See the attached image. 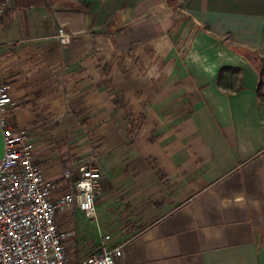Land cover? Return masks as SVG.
<instances>
[{
	"label": "crops",
	"instance_id": "0c3cea01",
	"mask_svg": "<svg viewBox=\"0 0 264 264\" xmlns=\"http://www.w3.org/2000/svg\"><path fill=\"white\" fill-rule=\"evenodd\" d=\"M0 84L48 180L101 173L72 262L264 264V0H13Z\"/></svg>",
	"mask_w": 264,
	"mask_h": 264
},
{
	"label": "built area",
	"instance_id": "2783aa9c",
	"mask_svg": "<svg viewBox=\"0 0 264 264\" xmlns=\"http://www.w3.org/2000/svg\"><path fill=\"white\" fill-rule=\"evenodd\" d=\"M13 0H0V19ZM73 35L59 28L58 39L68 45ZM18 108L9 87L0 84V127L4 156L0 160V264H117L121 246L104 245L100 251L79 261L69 257L70 233L62 229L58 216L78 208L97 222V198L101 173L88 165L76 172L65 171L64 180L74 182L62 191L59 182L46 178L33 154L30 131L16 125ZM105 236L103 241H109Z\"/></svg>",
	"mask_w": 264,
	"mask_h": 264
},
{
	"label": "rangeland",
	"instance_id": "374dc122",
	"mask_svg": "<svg viewBox=\"0 0 264 264\" xmlns=\"http://www.w3.org/2000/svg\"><path fill=\"white\" fill-rule=\"evenodd\" d=\"M172 3V5H173V2H171ZM94 168H96V167H94ZM59 186L61 187L62 186V184L61 183H59ZM80 218H81V220L80 219H78L80 222H83V223H85L86 224V227H92V222L90 221V220H88V219H86L84 216H80Z\"/></svg>",
	"mask_w": 264,
	"mask_h": 264
}]
</instances>
